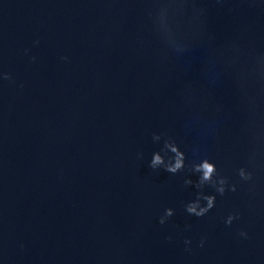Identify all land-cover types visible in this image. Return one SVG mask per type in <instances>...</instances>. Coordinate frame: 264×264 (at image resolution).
Listing matches in <instances>:
<instances>
[{
	"label": "water",
	"instance_id": "95a60500",
	"mask_svg": "<svg viewBox=\"0 0 264 264\" xmlns=\"http://www.w3.org/2000/svg\"><path fill=\"white\" fill-rule=\"evenodd\" d=\"M196 6L0 0V264H264V0ZM204 159L237 191L197 188Z\"/></svg>",
	"mask_w": 264,
	"mask_h": 264
},
{
	"label": "clouds",
	"instance_id": "9594fccd",
	"mask_svg": "<svg viewBox=\"0 0 264 264\" xmlns=\"http://www.w3.org/2000/svg\"><path fill=\"white\" fill-rule=\"evenodd\" d=\"M159 4L161 9L167 13L169 9L174 10L176 14L185 15L187 13H191V16L195 19H199L201 16L204 15L205 9L196 6V0H159ZM170 32V43L177 51H182V49L176 44L174 35L171 34V28H169ZM37 45L39 41L35 42ZM28 50H25L27 54ZM35 57H32L33 62H35ZM64 61H68L69 58L64 56L61 58ZM256 75L260 80H264V72L260 71L259 69L256 70ZM0 78L7 81H12V76L8 73L0 74ZM155 140H159V136H154ZM165 147L174 154L173 162L165 165V161L159 153H155L150 163V167L153 169H157L161 165L165 166L166 171L176 174L179 171L183 170L185 167V155L183 152L179 150V148L172 144L166 143ZM193 171L199 174V181L197 183V188L202 189L206 185H210L214 188L215 192L223 196L228 191L236 192L237 188L236 185L229 184V181L224 178L220 177L217 171V168L214 163L210 162L208 159H204L199 163H195L193 165ZM238 175L241 180L248 182L253 179V173L250 172L247 168H240L238 170ZM186 184H191V180L185 181ZM201 200L205 202L204 205L201 204ZM216 204V196L215 195H204L203 192L198 196L196 201L191 202L185 206V211L189 215H194L196 217H203L205 216L211 209L215 207ZM174 215V211L172 209H166L165 215L160 218V224L164 225L166 223L167 218ZM239 219L238 214H230L228 215L225 220V226L231 227L233 223ZM239 236L243 239L248 238L247 231L241 230L239 232ZM171 239V237H169ZM186 244H191V240H186ZM205 241L201 240L200 247L204 246Z\"/></svg>",
	"mask_w": 264,
	"mask_h": 264
}]
</instances>
